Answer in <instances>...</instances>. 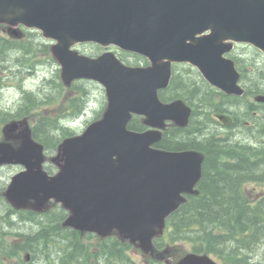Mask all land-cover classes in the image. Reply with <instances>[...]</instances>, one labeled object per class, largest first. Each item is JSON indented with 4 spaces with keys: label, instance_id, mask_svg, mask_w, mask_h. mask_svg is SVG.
Wrapping results in <instances>:
<instances>
[{
    "label": "water",
    "instance_id": "95a60500",
    "mask_svg": "<svg viewBox=\"0 0 264 264\" xmlns=\"http://www.w3.org/2000/svg\"><path fill=\"white\" fill-rule=\"evenodd\" d=\"M0 24L20 37L19 26L53 41L66 87L80 79L104 86L107 107L86 130L65 139L50 160L33 138L28 119L3 128L0 167L25 168L12 178L5 197L16 209L42 213L50 203L69 214L64 227L102 238L113 234L154 254L155 238L167 219L197 195L203 154L155 147L169 122L185 128L192 109L182 99L161 100L173 65L189 63L227 95L243 96L241 74L225 57L235 44L264 53V0H0ZM116 46L145 57L147 67L128 66L115 53L97 58L81 54L78 44ZM256 101L264 103V95ZM147 130L129 129L134 116ZM231 125L230 117L218 115ZM177 264H218L207 254L188 253Z\"/></svg>",
    "mask_w": 264,
    "mask_h": 264
},
{
    "label": "trees",
    "instance_id": "16d2710c",
    "mask_svg": "<svg viewBox=\"0 0 264 264\" xmlns=\"http://www.w3.org/2000/svg\"><path fill=\"white\" fill-rule=\"evenodd\" d=\"M7 51H23L27 55L31 53L30 46L18 42L8 44L0 39L1 66L5 60L10 61L6 56ZM243 73V81L247 84L252 79L248 71L243 70ZM199 87L191 79L190 71L176 69L170 88L162 91L160 97L165 102L182 98L192 105H199L201 101L203 104L210 102L212 93L202 85ZM262 88L260 85L254 86V89L247 87L249 94L253 90L259 93ZM83 103L79 98L72 102L71 108L75 115L82 112ZM45 104L46 101L28 91L24 103L16 112L2 115L9 116L5 118L6 121L25 118L36 121L33 126L34 139L42 143L48 152H53L64 138L74 135V132L45 114L34 113L35 109ZM239 106L236 105L237 111L241 110ZM129 128L141 131L144 127L136 118ZM180 131L166 133L158 147L168 151L204 148L209 158L199 185L200 195L190 196L188 202L168 219L166 236L157 240V247H163L166 242L172 245L183 243L188 245L189 250L199 254L207 253L222 264H264V254L261 260L255 259L264 240V200L252 203L245 190L248 182H264V149H254V154L248 156L246 151L238 149L234 141L227 145V140L216 139L214 134L203 131L198 135L205 137L196 142L193 139L196 133ZM255 133L263 136L264 125ZM255 142H258L257 137L253 138ZM32 215L35 216L26 220L34 226L24 237L28 241L34 238L37 248L46 252V264H91L92 258L95 264H134L125 253L131 248L130 244L121 243L116 238L104 241L105 248L109 250L106 258L94 257L92 250L90 252L91 245L84 244L80 233L62 226L67 213L60 206L41 218L36 219L37 214ZM50 243L55 247L50 248Z\"/></svg>",
    "mask_w": 264,
    "mask_h": 264
},
{
    "label": "rangeland",
    "instance_id": "374dc122",
    "mask_svg": "<svg viewBox=\"0 0 264 264\" xmlns=\"http://www.w3.org/2000/svg\"><path fill=\"white\" fill-rule=\"evenodd\" d=\"M26 38L17 41L26 46H30L31 53L28 55L23 51L14 52L7 51L6 56L10 61H6L0 65V142L4 139L2 130L9 121H6L4 113L13 114L24 103L25 94L32 91L40 99L46 101L40 109H35V114H45L46 117H51L57 120L61 125L67 126L74 134H82L88 125L100 119L107 107L106 90L103 85L98 82L90 80H78L73 86L67 88L61 79V65L53 57L51 53V42L46 40L40 32L35 30H25ZM6 38L1 32L0 38ZM76 49L81 53L91 57L101 55L106 49H103L95 44H82L78 45ZM118 55L126 64L136 65L137 63H144L137 60L133 54L124 53L117 48H109ZM236 55L244 60L248 71L252 72V80L261 85H264V58L255 50L245 45L237 46L236 50L230 54ZM2 62V61H1ZM192 68L187 65L177 67V70L184 71V69ZM190 77L193 81L202 83L203 79L195 73L197 70L192 68ZM264 89V87H263ZM79 98L83 103V110L79 115H75V111L70 108L72 102ZM76 105V103H75ZM39 118V117H38ZM140 117H138L139 119ZM140 120V119H139ZM32 126L36 121H31ZM243 135V134H242ZM241 137V136H239ZM247 136H245L246 138ZM46 169L51 174L58 172V168L50 162V158L56 155V151L47 152ZM20 166L11 165L0 169V232L6 231V239L9 243L15 241L16 234H27L30 231L31 224L20 222L19 217L13 218L11 215L5 217L7 210L10 207L5 199L4 192L8 188L13 176L23 171ZM247 192L250 193V198L262 197L264 198V185L251 183L247 186ZM252 196V197H251ZM11 220L13 222L12 228L6 229L1 225V219ZM13 230V231H9ZM1 235V234H0ZM15 235V236H14ZM4 237V236H2ZM82 241L84 244L90 246V242H98L95 239L88 238L86 234ZM173 249L172 253H176V257L183 254V251H188L189 247L186 244L180 243ZM261 248L255 254V259L261 260L264 254V240L260 244ZM93 248L90 247V252ZM134 264H146V258L142 253L133 254L132 250L129 251ZM62 259V258H61ZM217 260V259H216ZM93 258L91 264L93 263ZM170 261H172L170 259ZM219 261V260H218ZM220 262V261H219ZM221 263V262H220ZM95 264V263H94ZM222 264V263H221Z\"/></svg>",
    "mask_w": 264,
    "mask_h": 264
},
{
    "label": "flooded vegetation",
    "instance_id": "af4514ba",
    "mask_svg": "<svg viewBox=\"0 0 264 264\" xmlns=\"http://www.w3.org/2000/svg\"><path fill=\"white\" fill-rule=\"evenodd\" d=\"M0 29H1V32L6 36L5 40L8 42H12L13 40L10 39L9 37L10 34H9V31H8L9 29L7 28V26L6 27L0 26ZM237 46L239 45H236V48ZM249 48L254 49L251 46H249ZM261 56L264 58V54H261ZM237 58L238 56L235 55L234 59L236 60ZM138 60L141 61L142 59L139 58ZM146 65L148 64L144 62L143 64L140 63L139 66H146ZM178 65L179 64H176L175 67H177ZM245 69L247 68L245 67ZM190 70L192 71V69ZM194 82L198 87L199 85H202L203 87L207 86V84L203 81L202 83H199L196 81ZM242 84L245 85L243 80H242ZM258 85L264 87V85H261L257 82H254L253 80H250L246 84V91H247L246 98H238L240 100H236L237 97H234V96H229V97H226L228 95L223 96L220 91L218 90L214 91L213 87H212L213 93L210 90H206L212 93L210 94V97H211L210 102L203 104L201 101L199 105H192L191 103L187 101L193 110L189 126L187 128H179L174 125H170L166 129L165 134L175 132L176 130L186 131V133L193 132L192 134L196 133L193 139L195 138L197 140L196 142H200L203 140L205 136H200L198 134H201V132L204 131L206 133L214 134L215 135L214 138L216 139L219 138V139L227 140V143H226L227 145H230L229 143H232L231 141H234V143H236L237 146H239L238 149L240 151H246L248 153V156L253 155L254 149H258V148L264 149V135L257 136L255 133V132H259L261 129V126L264 125V103L262 102L257 103L255 101V98L258 94L264 95V89L263 91L259 93H254V90H253L249 94L247 87L250 86L252 89H254V86H258ZM200 90L202 91L201 88ZM239 104H240L239 108L241 110L237 111L236 105H239ZM219 114H225L228 117H230L231 125L226 126L225 123L218 117ZM165 134H164V137H165ZM245 136L247 137L245 138ZM199 137H201V139ZM256 137L258 138V142L253 143V138H256ZM178 151L179 152L198 151L202 153L204 156V160L202 163V174L205 172V167L207 165L208 158H209V153L207 152L206 149L188 148V149H183V150H178ZM236 161L237 160H235L234 163H236ZM256 198H257L256 200H259V196ZM248 199L250 200V198ZM252 200L256 201L255 198H252ZM10 207L11 208L7 210V214L5 215V217H8L11 215L13 218H15L18 216L19 219H21L20 222L24 221L27 223L28 220L26 219L30 218L31 216H35L32 214H37L36 212H33V211L14 209L11 205ZM55 208H51L45 214L53 212ZM45 214H42V215L37 214L36 219L38 217L41 218ZM1 221L3 222V224L1 225L9 224L7 225L8 227L3 226L6 229L7 228L14 229L12 228L14 226L11 220H7L4 218ZM32 226L34 225L31 224V227ZM9 231H13V230H9ZM0 234H1L0 235L1 239L2 238L6 239L7 237L6 231H2L0 232ZM24 235L26 234H16V236L14 235L16 238H15V241H13L12 243L11 242L9 243L7 240H4V239L0 240V264H46L45 262L46 252L37 248V242L34 241V238L32 236L31 237L33 238V240L28 241L27 238L24 237ZM89 238H92L98 241L96 243L90 242L91 248H93L92 254L94 255V257H96L97 259L106 258L107 251L109 254L108 248H105L106 243H104V241L106 239L101 238L97 235H90ZM112 239H115V237H112ZM103 243H104V248L102 249L101 245H103ZM49 247L52 248V247H55V245L53 243H50ZM130 250H132L133 254H137V253L143 254V252L137 246H131ZM28 254L30 256H28ZM167 256L168 254H166L163 257L157 256V255L155 256L145 255L144 257L146 258V264H156V263L172 264L173 262L170 261V257L172 258L173 255L172 256L169 255L168 257ZM94 263L95 261H93V264ZM49 264H52V263L50 262Z\"/></svg>",
    "mask_w": 264,
    "mask_h": 264
}]
</instances>
